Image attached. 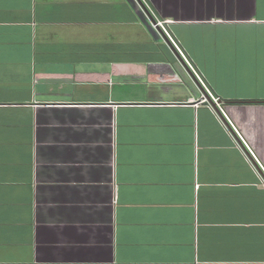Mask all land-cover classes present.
Listing matches in <instances>:
<instances>
[{
	"label": "crops",
	"instance_id": "crops-1",
	"mask_svg": "<svg viewBox=\"0 0 264 264\" xmlns=\"http://www.w3.org/2000/svg\"><path fill=\"white\" fill-rule=\"evenodd\" d=\"M263 31L264 0H0V264H264Z\"/></svg>",
	"mask_w": 264,
	"mask_h": 264
},
{
	"label": "built area",
	"instance_id": "built-area-1",
	"mask_svg": "<svg viewBox=\"0 0 264 264\" xmlns=\"http://www.w3.org/2000/svg\"><path fill=\"white\" fill-rule=\"evenodd\" d=\"M170 24L171 21L170 20H165V21H155L154 23H152V26L154 29H158L161 30L164 35L167 37V39L170 41V43L172 44V46L176 49V51L182 56V58L186 61V63L188 64V66L192 69V71L194 72L196 78L198 79V81L201 83L202 86H204V88L208 91V93L210 94V96L212 97V100L214 103L217 104L218 110L226 117V119L228 121H230V119L228 118V116L226 115L224 109L222 108V106L219 103V99L216 98L214 95L211 94V92L208 90L207 86L204 83L203 78L201 77V75L194 69L191 61L188 59V57L186 56V54L183 51L181 42L178 40V38L176 37V35L173 33V31L170 29ZM204 101H207V99L204 97ZM233 126V124H231ZM234 130L236 131V133L240 136L238 130L233 126ZM243 140V139H242ZM247 146V145H246ZM249 148V147H248Z\"/></svg>",
	"mask_w": 264,
	"mask_h": 264
},
{
	"label": "rangeland",
	"instance_id": "rangeland-1",
	"mask_svg": "<svg viewBox=\"0 0 264 264\" xmlns=\"http://www.w3.org/2000/svg\"><path fill=\"white\" fill-rule=\"evenodd\" d=\"M258 37H264V31L260 32L258 34ZM254 70L252 64L250 67H245L242 69L243 73H250ZM264 71V69L262 68V70L256 71L257 74H259V77L261 75V72ZM258 77V78H259ZM255 78V79H250V77H246L242 79L243 85L246 84L248 88V90L250 89H257V87H261L264 88V77H261L260 79Z\"/></svg>",
	"mask_w": 264,
	"mask_h": 264
},
{
	"label": "water",
	"instance_id": "water-1",
	"mask_svg": "<svg viewBox=\"0 0 264 264\" xmlns=\"http://www.w3.org/2000/svg\"><path fill=\"white\" fill-rule=\"evenodd\" d=\"M139 1H140V0H139ZM152 20H154V19H152ZM154 22H155V21H154ZM205 96H207L209 99H211V98L209 97V95H208L207 92L205 93ZM210 101H211L210 103H212V105L218 109L217 104L214 103V102L212 101V99H211Z\"/></svg>",
	"mask_w": 264,
	"mask_h": 264
}]
</instances>
